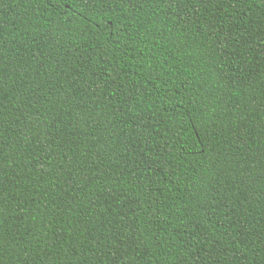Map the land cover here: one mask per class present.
I'll return each instance as SVG.
<instances>
[{
    "label": "trees",
    "instance_id": "1",
    "mask_svg": "<svg viewBox=\"0 0 264 264\" xmlns=\"http://www.w3.org/2000/svg\"><path fill=\"white\" fill-rule=\"evenodd\" d=\"M0 264H264V0H0Z\"/></svg>",
    "mask_w": 264,
    "mask_h": 264
},
{
    "label": "snow or ice",
    "instance_id": "2",
    "mask_svg": "<svg viewBox=\"0 0 264 264\" xmlns=\"http://www.w3.org/2000/svg\"><path fill=\"white\" fill-rule=\"evenodd\" d=\"M89 2H91V0H89Z\"/></svg>",
    "mask_w": 264,
    "mask_h": 264
}]
</instances>
